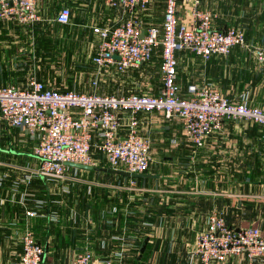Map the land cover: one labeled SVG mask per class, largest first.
Segmentation results:
<instances>
[{"label":"crops","instance_id":"obj_1","mask_svg":"<svg viewBox=\"0 0 264 264\" xmlns=\"http://www.w3.org/2000/svg\"><path fill=\"white\" fill-rule=\"evenodd\" d=\"M44 1L36 0L41 18ZM57 4L55 15L61 6L72 7V19L78 16L79 26L91 28L96 42L94 27L125 17L106 0H59ZM165 7L166 0H154L139 12L142 28L162 29ZM203 9L211 14L215 27L242 29L247 45L208 62L190 51L178 53L183 94L191 83H212L233 101L264 108V0H205ZM158 51L154 57L159 59ZM155 65L153 61L125 74L111 67L98 78L93 71L89 74L92 87L86 92L113 85L117 93H99L127 94L136 92L129 88L136 84L139 93L158 94L162 79L157 63L159 82L156 78L157 83H152ZM139 119L140 134L153 144V161L146 172L151 176L133 178L66 165L65 178L58 181L32 173L31 168L38 166L30 159H37L36 139L0 121V264H12L17 258L25 231L43 246L42 264H71L79 248L97 246L113 249L102 259H113V251L120 249L122 264H193L194 238L215 211L234 227L257 226L264 231V127L229 122L204 147L196 148L180 118L141 113ZM127 125L123 120L122 136ZM99 161L97 166L110 167L105 159ZM30 210L38 214L29 215ZM97 223L106 226L100 230ZM222 264L249 262L230 257Z\"/></svg>","mask_w":264,"mask_h":264},{"label":"built area","instance_id":"obj_2","mask_svg":"<svg viewBox=\"0 0 264 264\" xmlns=\"http://www.w3.org/2000/svg\"><path fill=\"white\" fill-rule=\"evenodd\" d=\"M153 1L106 0L125 17L112 25L93 28L98 42L92 62L96 78L111 67L125 74L151 62L161 46L160 93L61 91L35 77L23 87L0 85V121L36 139L33 154L40 160L37 174L58 181L65 178L68 162L97 166L93 148L114 169L133 174L148 172L153 144L139 132L141 113L180 118L187 139L196 148L204 147L208 138L230 121L264 126L263 107L233 101L212 83H191L183 94L179 83L178 53L190 51L207 62L214 55H229L235 47L246 46L245 32L236 26L215 27L213 17L203 9L205 0H166L162 29L154 26L145 30L138 15ZM71 16V8L62 6L55 21L68 24ZM0 20L30 25L41 16L36 0H0ZM96 78L94 85L98 84ZM125 119L127 133L122 136ZM28 214L36 216L38 212L30 210ZM20 245L21 252L12 264H42L44 248L31 232L21 235ZM230 257L264 264V231L257 226L234 227L222 213L212 212L205 230L194 238L191 261L222 264ZM71 264L120 263L96 259L92 251L84 250Z\"/></svg>","mask_w":264,"mask_h":264},{"label":"rangeland","instance_id":"obj_3","mask_svg":"<svg viewBox=\"0 0 264 264\" xmlns=\"http://www.w3.org/2000/svg\"><path fill=\"white\" fill-rule=\"evenodd\" d=\"M58 2L59 0H45L42 8L44 18L30 25L0 20V83L2 85L23 87L30 77H35L60 90L86 92L89 87H92L89 84V74L96 71L92 56L97 46V40H95L91 28L79 26L78 16L67 25L57 23L55 10L59 5ZM75 10L78 11V9ZM156 50H159L157 53L161 57L159 59L153 57L152 61L148 63L154 61L156 64L153 67L154 79L152 83L156 82V78L159 82V77H155L158 73L156 66L162 61L161 46ZM135 86L136 84H133L129 88L138 92L139 89ZM112 88L113 85L110 88L106 87L105 91L102 88L100 90L103 92L113 90L112 92L117 93L116 89ZM100 90L99 92H101ZM30 159L35 160L39 166L38 158V160L31 157ZM35 169L31 168L33 174L36 172ZM95 219L99 221V217L96 216ZM97 224L99 226L97 229L103 230V225ZM84 250L88 249L86 247L79 248L76 255ZM89 250L95 251L96 255L101 257L98 259H102L105 253H111L113 249L97 246L94 249L89 248ZM120 253V249H116L113 251L114 257L111 256V258L119 260ZM118 263L122 264V261Z\"/></svg>","mask_w":264,"mask_h":264},{"label":"water","instance_id":"obj_4","mask_svg":"<svg viewBox=\"0 0 264 264\" xmlns=\"http://www.w3.org/2000/svg\"><path fill=\"white\" fill-rule=\"evenodd\" d=\"M116 58H119L116 56ZM66 165H71L83 169H88V170H96V171H103V172H109V173H114V174H119V175H124L128 177H133V178H138V177H145V176H151L146 173H139V174H133L125 170L121 169H114L112 167H99V166H92V165H86L82 163H76V162H68Z\"/></svg>","mask_w":264,"mask_h":264},{"label":"trees","instance_id":"obj_5","mask_svg":"<svg viewBox=\"0 0 264 264\" xmlns=\"http://www.w3.org/2000/svg\"><path fill=\"white\" fill-rule=\"evenodd\" d=\"M64 6H66V5H64ZM61 7H62V6H61ZM61 7H60V8H61ZM68 7H70V6H68ZM60 8H59V10H60ZM70 8H71V10H72V16H71V20H72V17H73V9H72V7H70ZM59 10H58V11H59ZM64 25H65V24H64ZM66 25H67V24H66ZM245 35H246V34H245ZM182 52H184V51H182ZM193 54H194V53H193ZM230 54H231V53H230ZM230 54H229V55H230ZM215 56H218V55H214V56H212L211 59H212L213 57H215ZM219 56H223V55H219ZM225 56H228V55H225ZM153 57H154V55H153ZM197 57H198V56H197ZM178 58H179V56H178ZM200 59H201V58H200ZM211 59H210V60H211ZM201 60H202V59H201ZM210 60H208V61H210ZM208 61H207V62H208ZM144 65H147V64H144ZM144 65H142V66H144ZM105 70H106V69H105ZM41 81H42V80H41ZM43 82L46 83V81H43ZM46 84H48V83H46ZM48 85L51 86L50 84H48ZM51 87H52V86H51ZM53 88H54V87H53ZM57 90H60V89H57ZM65 90H66V89L61 90V91H65ZM182 91H183V90H182ZM186 92H187V89H186ZM138 93H139V92H138ZM127 94H128V93H127ZM140 94H142V93H140ZM236 102H241V101H236ZM230 122H232V123H234V124H238V123H235V122H233V121H230ZM228 123H229V122H228ZM242 123H250V122H242ZM226 125H227V123L225 124L224 128L226 127ZM256 125L264 127L263 125H260V124H256ZM209 138H210V137H209ZM209 138H208V140H209ZM208 140H207V141H208ZM206 144H207V143H206ZM93 151L95 152V155H96V157L98 158V160L103 161V160L105 159L100 153H98V150H97L96 148H93ZM105 160H106V159H105ZM100 161H99V162H100ZM106 162H107V161H106ZM107 163H108V162H107ZM98 165H99V163H98ZM108 165H109V164H108ZM109 166H110V165H109ZM101 225H102V224H101ZM103 226L105 227L106 225L104 224ZM33 236H34V235H33ZM35 239H36V238H35ZM36 240H37V239H36ZM38 243H40V242L38 241ZM119 246H120V245H119ZM143 250H144V249H143ZM18 256H19V255H18ZM18 256H17V258H18ZM17 258H16V259H17ZM16 259H15V260H16ZM108 259H110V258H108ZM15 260H14V261H15ZM101 260H105V259H101ZM14 261H13V262H14ZM114 261H115L116 263L119 262V260H117V259L114 260ZM13 262H12V263H13ZM123 264H124V263H123Z\"/></svg>","mask_w":264,"mask_h":264}]
</instances>
